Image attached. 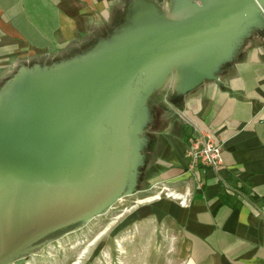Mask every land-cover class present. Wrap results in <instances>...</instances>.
I'll use <instances>...</instances> for the list:
<instances>
[{"label": "water", "instance_id": "1", "mask_svg": "<svg viewBox=\"0 0 264 264\" xmlns=\"http://www.w3.org/2000/svg\"><path fill=\"white\" fill-rule=\"evenodd\" d=\"M175 2L168 15L133 0L110 38L65 61L24 65L0 91V187L7 200L67 191L95 175L99 162L109 168L101 192L8 244L0 264L135 192L148 98L163 85L173 87L165 68L175 69L173 88L183 93L216 80L238 42L252 29L264 31V0Z\"/></svg>", "mask_w": 264, "mask_h": 264}, {"label": "crops", "instance_id": "2", "mask_svg": "<svg viewBox=\"0 0 264 264\" xmlns=\"http://www.w3.org/2000/svg\"><path fill=\"white\" fill-rule=\"evenodd\" d=\"M132 2L0 0V91L24 65L65 61L110 38ZM216 74L148 98L135 193L150 195L152 215L178 233L177 264H264V31L250 30ZM198 129L221 143L217 171L189 167Z\"/></svg>", "mask_w": 264, "mask_h": 264}, {"label": "rangeland", "instance_id": "3", "mask_svg": "<svg viewBox=\"0 0 264 264\" xmlns=\"http://www.w3.org/2000/svg\"><path fill=\"white\" fill-rule=\"evenodd\" d=\"M166 88L174 90L163 85L157 91ZM135 192L11 264H177L182 259L178 233L152 215L155 206L150 195L140 198ZM0 239L1 247L5 239L1 235Z\"/></svg>", "mask_w": 264, "mask_h": 264}, {"label": "bare ground", "instance_id": "4", "mask_svg": "<svg viewBox=\"0 0 264 264\" xmlns=\"http://www.w3.org/2000/svg\"><path fill=\"white\" fill-rule=\"evenodd\" d=\"M143 1L152 4L158 12L163 9L166 10L168 15H171L176 7L175 0L168 1L163 7L153 2L148 3L147 0ZM165 71L169 73V76H172V86L176 87L175 78L177 74L175 69L168 66ZM98 164L99 169L95 175L67 191H58L49 195L28 196L19 201H11L6 199L9 195L0 187V235L5 239L0 250L13 242L12 240L24 230L27 231L64 213L73 211L101 192L108 182L109 168L105 161ZM2 242L0 239V245Z\"/></svg>", "mask_w": 264, "mask_h": 264}, {"label": "built area", "instance_id": "5", "mask_svg": "<svg viewBox=\"0 0 264 264\" xmlns=\"http://www.w3.org/2000/svg\"><path fill=\"white\" fill-rule=\"evenodd\" d=\"M189 167L201 164L217 171L221 166V143L215 140L209 132L198 129L191 138L186 150Z\"/></svg>", "mask_w": 264, "mask_h": 264}]
</instances>
